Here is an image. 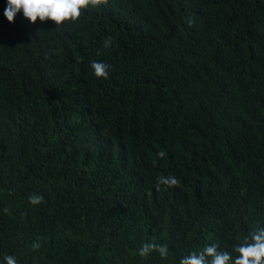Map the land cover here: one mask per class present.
Instances as JSON below:
<instances>
[{
    "label": "trees",
    "instance_id": "1",
    "mask_svg": "<svg viewBox=\"0 0 264 264\" xmlns=\"http://www.w3.org/2000/svg\"><path fill=\"white\" fill-rule=\"evenodd\" d=\"M6 7L0 264L235 259L264 228V0H108L60 26ZM153 240L167 258L140 257Z\"/></svg>",
    "mask_w": 264,
    "mask_h": 264
},
{
    "label": "clouds",
    "instance_id": "2",
    "mask_svg": "<svg viewBox=\"0 0 264 264\" xmlns=\"http://www.w3.org/2000/svg\"><path fill=\"white\" fill-rule=\"evenodd\" d=\"M107 3L108 0H7L4 16L9 22H14L16 15L22 12L23 16L33 24L37 20L41 22L50 20L60 26L68 21L76 22L85 9L96 8ZM108 46L110 43H105V47ZM90 68L97 78H109L111 65L93 60L90 61ZM157 156L163 159L165 152L160 151ZM179 183L180 181L174 175H161L157 177L156 188L159 190L162 185L174 187ZM28 200L36 206L42 202L43 197L32 194ZM40 247L38 242L33 243V248ZM234 250L239 254L235 259L227 251L218 250L217 245H207L199 252H192L182 257L179 264H264V228L253 230ZM153 252L159 253L161 258H167L169 249L166 244H157L154 240L143 243L139 249V255L142 258ZM4 260L6 264H17V259L13 255L5 254Z\"/></svg>",
    "mask_w": 264,
    "mask_h": 264
}]
</instances>
